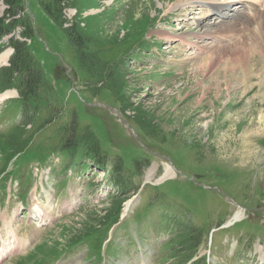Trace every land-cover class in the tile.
Here are the masks:
<instances>
[{
	"label": "rangeland",
	"instance_id": "rangeland-1",
	"mask_svg": "<svg viewBox=\"0 0 264 264\" xmlns=\"http://www.w3.org/2000/svg\"><path fill=\"white\" fill-rule=\"evenodd\" d=\"M199 1L69 0L61 28L24 0L0 56L26 43L56 97L0 102V264H264V42L224 32L242 4ZM72 26L109 73L82 70Z\"/></svg>",
	"mask_w": 264,
	"mask_h": 264
},
{
	"label": "trees",
	"instance_id": "trees-1",
	"mask_svg": "<svg viewBox=\"0 0 264 264\" xmlns=\"http://www.w3.org/2000/svg\"><path fill=\"white\" fill-rule=\"evenodd\" d=\"M3 1L8 8L5 10V14L3 17H0V37L10 34L15 27L18 26V16H22L26 14V7L24 5V0H0ZM44 0H40V5L44 8L45 14L48 15L53 21L58 24L61 28L63 27L64 20L62 18V12L68 7L67 3L69 0H50L49 2H45ZM10 20V21H9ZM8 22V24H6ZM4 24V29L9 30V28H13L8 32H1L2 25ZM26 31L23 32V36L32 38L34 33V27L29 19L27 24ZM63 32L66 33L69 43L71 46H74L77 50V55L79 63L81 65L82 70L86 74H89L91 78H97L99 74L109 73L107 67L97 59H94L95 55L90 52V41L89 37L79 32L76 26H72L67 29H63ZM11 46L14 48L15 53L10 59V67H6L2 69L0 73V83L3 87V90L9 88H16L20 91L21 102L24 105L25 110H28L31 107V102L34 99H38L39 101L42 97L48 96L49 98L56 97V90L53 89L52 84L48 81L47 77L44 76L41 63L37 61L35 58L31 48L27 46L26 43L21 42L18 39H11ZM20 75V77H14L15 75ZM110 75V74H108ZM22 79V81H21ZM19 80L20 86H15V82ZM2 90V92H3ZM49 94V95H47ZM139 113H141L139 111ZM34 114H32L33 116ZM77 118L74 119V127L69 129V132L75 135V129L78 124ZM89 130V128L87 127ZM90 137V136H89ZM76 140V139H75ZM75 140L70 141L68 146L75 145ZM91 140L95 145V149L92 146V149L95 151H99L96 148L98 146L97 139L92 138ZM82 144H86L85 140H80L77 147H80ZM22 151V149H20ZM19 153V152H18ZM18 153H15L14 156ZM121 164V163H120ZM120 180H118L119 182ZM121 182V181H120ZM120 185V184H118ZM113 207L111 210L107 211V213H121L124 204L127 203L126 197L120 195V197H112ZM102 222V221H101Z\"/></svg>",
	"mask_w": 264,
	"mask_h": 264
},
{
	"label": "bare ground",
	"instance_id": "bare-ground-1",
	"mask_svg": "<svg viewBox=\"0 0 264 264\" xmlns=\"http://www.w3.org/2000/svg\"><path fill=\"white\" fill-rule=\"evenodd\" d=\"M241 1H239V0H231V1H229V0H208V1L201 0L199 2L202 4V8H204V10H205L206 5H208L207 13L208 12H212V13L215 12L218 15V17L222 18V19H226V18H228L227 17L228 15L229 16L231 15V14H229L228 10L232 6H235V5H231L232 3L242 4L241 6H243V8L245 10L242 12L237 11L236 14L232 15L233 16L232 17L233 22H236L234 24V26L241 24L242 27L240 29H235L232 26V22L228 21L227 24H231L232 28H230V26L226 25L228 27L225 26L226 28L223 29L224 32L228 33L232 29L235 30V32H242L244 27L246 28V26H250L251 29L248 31L253 30V32L251 33V38H253L254 40H257V34H259L261 39H263V42H264V0H241ZM235 9H237V8H235ZM247 11H250V12H247ZM248 13L253 14L256 18L255 20H250L249 25H248V22L245 21L246 19L249 18ZM208 14H210V13H208ZM240 21H242V22H240ZM220 23H221V21H220ZM12 51L13 50H6V51L2 52V54L0 56V66L8 64L7 62L12 55ZM236 61L238 62L237 59H236ZM10 97H17V93L14 91H8V92L6 91V93H3L2 95H0V102H3L4 100H6ZM165 171L166 172L164 173L161 181H163L164 178H168V177H171L173 175V171L169 165L166 167ZM152 175H153V173L151 171L149 173L148 177L151 178ZM132 202L133 201L127 202V205L125 207V212L129 211L132 208V205H133ZM35 206H39V205H35ZM34 210H36L37 214H39L40 217L43 216L42 210H41V213L38 212V210L40 211V209L38 207H35ZM243 216H244V211L239 210L238 212H236L235 216L232 217L227 222V224L225 225V228H228L231 225L235 224V222L240 221Z\"/></svg>",
	"mask_w": 264,
	"mask_h": 264
}]
</instances>
